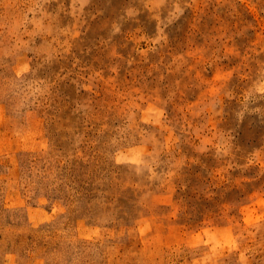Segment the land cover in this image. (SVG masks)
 <instances>
[{
    "label": "rangeland",
    "instance_id": "obj_1",
    "mask_svg": "<svg viewBox=\"0 0 264 264\" xmlns=\"http://www.w3.org/2000/svg\"><path fill=\"white\" fill-rule=\"evenodd\" d=\"M0 264H264V0H0Z\"/></svg>",
    "mask_w": 264,
    "mask_h": 264
}]
</instances>
